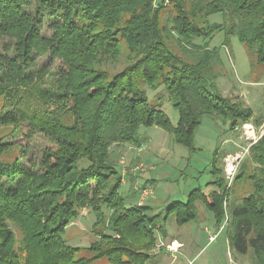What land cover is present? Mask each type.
I'll return each mask as SVG.
<instances>
[{
	"label": "trees",
	"instance_id": "trees-1",
	"mask_svg": "<svg viewBox=\"0 0 264 264\" xmlns=\"http://www.w3.org/2000/svg\"><path fill=\"white\" fill-rule=\"evenodd\" d=\"M216 15L222 22L210 21ZM220 33L224 46L239 40L252 67L264 66V0H0V128L26 125L52 145L37 167L21 158L24 148L0 161V264H155L157 233L165 237L171 219L200 222L199 203L218 231L229 221L230 250L264 264V135L250 148L255 166L244 162L235 178L248 192L229 207L236 192L217 150L206 184L215 188L192 189L164 214L127 205L112 154L142 146L141 128L158 127L191 157L204 118L230 131L251 123V108L214 92L223 64L209 42ZM46 56L60 67H37ZM161 87L176 124L153 104L162 94L149 97ZM4 140L0 156L11 151ZM83 211L95 216L94 238L74 247L64 236Z\"/></svg>",
	"mask_w": 264,
	"mask_h": 264
},
{
	"label": "rangeland",
	"instance_id": "rangeland-1",
	"mask_svg": "<svg viewBox=\"0 0 264 264\" xmlns=\"http://www.w3.org/2000/svg\"><path fill=\"white\" fill-rule=\"evenodd\" d=\"M165 18H167V16ZM210 21L212 23H220L222 22V17L216 15L211 17ZM44 32L51 35V32L48 31L47 28H45ZM223 42V33L218 34L209 42L211 48H217L219 50L223 64L222 66L217 65L214 67L215 79L213 78V80L216 84L214 92L218 95L241 101L244 105L252 109L254 117L251 123L237 128L236 131H230L228 126L218 124L209 118H204L203 123L196 134L195 140L196 146L199 150L191 157L186 148L176 144L173 141L172 136L162 129H159L158 127L141 128L140 135L143 143H145V137L150 135V140L148 141H152V147L155 150H158L159 146H163L166 142L165 147L169 150V153H165L164 159L153 156L151 159H147L144 164H139L138 169L142 170L140 172L143 173H140L141 177L139 176L137 181L140 185L147 183L145 178H150L151 176V172L148 173L149 169H147V164H151V170L155 167L153 172H156L158 175V186L156 188L155 197L164 199L169 195H173L171 204L177 201L185 202L188 193L194 188L200 187L205 192L208 191L207 188H213L211 186L206 187V184L213 179L210 173L212 170L213 156L216 150L217 154L221 156V161L218 166L224 169V177L227 187L228 189H233L231 192L232 194L236 192V194L229 197L228 207L232 202L236 201L237 198H241L248 192V189L243 186V183L235 184V178L244 162H247L249 169L255 166L251 165V161L249 160L250 148L264 135V66L252 67L246 48L237 38L231 39L229 47L224 46ZM195 43L203 45L204 41L196 40ZM2 48V43L0 41V50H2ZM176 51L180 53L178 49H176ZM48 60V56L39 58L37 60V67L47 65L52 71L57 70L60 67L61 63L59 61L50 62ZM125 65L126 61L123 57L120 59L119 63L109 65L108 67L112 72H117ZM149 92L150 99H156L158 95L162 94L160 99L153 101V104L162 108V110L167 113L172 123L176 124L178 113L170 105L169 96L165 93L164 89L161 87L160 90L154 93L151 91ZM1 104L2 101L0 99V113ZM0 135H5L4 142L9 144L11 150L0 156V161L3 162L12 161V157L20 153L21 148H24V154L21 158L24 159L28 167H37L42 160L45 149L52 146L51 143L41 134L30 136L29 127L26 125H23L13 133L12 128L10 127L0 128ZM164 136H167V138ZM117 148L119 149V147H114V149ZM124 152L125 150L123 152H118L117 155V151L112 150L113 159L115 160V157L120 158H117L115 162L118 164L117 170H122V181L126 176L127 168L126 158L123 156ZM83 161L85 162L86 160ZM230 163L234 164L237 169L236 175L231 183L227 178L226 172L230 170L227 166ZM120 165L122 166V169ZM131 184L132 183L128 181V184H126L124 188H121V194L125 198L127 197V205L129 204L130 199L129 193L133 194ZM153 191L154 189L152 192ZM144 196H147V194ZM198 206L200 216L202 217V214H205L204 207L200 203ZM165 209L166 206H162L161 208L151 211V214H157L160 212L164 214L166 211ZM207 214L210 216L209 213ZM95 220V216L92 212L83 211L78 220L67 229L64 236L67 243L74 247L90 245V241L94 238V235L91 233V226L95 223ZM159 224L161 223L159 222ZM197 224L198 223H190L184 227L174 225L172 230H174L176 234L181 232L189 233V229H196L198 226ZM214 224L215 221L212 215V220L205 221L203 228L211 227L212 234H214L218 231V228H213ZM228 225L229 221L226 220L222 226H220L218 233L214 235L216 239L218 235L221 234L217 243H211L208 245L203 257L195 264H252L248 259L249 256L236 255L230 250L226 232ZM213 229L216 230L214 231ZM203 238V243L205 245L208 243V234L205 236L203 235ZM185 240H190V237H185ZM168 249L177 252L179 250V245H177V242H173ZM231 255L233 258L230 257ZM91 264H109V262L106 259H103Z\"/></svg>",
	"mask_w": 264,
	"mask_h": 264
},
{
	"label": "crops",
	"instance_id": "crops-1",
	"mask_svg": "<svg viewBox=\"0 0 264 264\" xmlns=\"http://www.w3.org/2000/svg\"><path fill=\"white\" fill-rule=\"evenodd\" d=\"M164 137L167 138V136H164ZM148 140H150V135H147L145 137V143H143V145L140 147L121 146L119 147V149L118 148L114 149V151H117V155H118V152H123L125 150V152L123 153V156L126 158L127 168H126V176L123 180V184L121 188H124V186L128 184V181L132 183L131 186H132L133 194L129 193V198H130L129 204H128L129 206L130 205H147V206L152 207L154 210L157 208H161L162 206H166V209H167V207L171 204L173 195H169L164 199L155 197L156 188L158 186L157 184L158 175L156 172H153V169H155V167H153V169L151 170L152 168L151 164H147V169H149L148 173L151 172L150 178H145L147 183L140 185L137 181L139 176L141 177L140 171H142L138 169L139 164H144V162H146L147 159H151L153 156L164 159L165 153L166 154L169 153V150L165 147L166 142L164 143L163 146H159L158 150H155L152 147V141L149 142ZM117 158L118 157H115V160H117ZM120 167L122 169L121 165ZM151 188L154 189L153 192H152L153 189ZM147 189H150V190H147ZM207 190L209 189L207 188ZM145 194H147V196H144ZM204 213L205 214H202L201 221L198 222L197 224L198 225L197 228L189 229V233L181 232L179 234H176V232L172 230V227L174 225H177L174 219H171L168 222L167 235L165 237L161 235L160 232L157 233V236L159 237L158 243H157L156 248L152 251V254L154 255L153 260L155 264H195L203 257L204 252L205 250H207L206 248L208 245H210L211 243L212 244L217 243L221 234L218 235V237L213 242H210V237L216 235L217 232L212 234L211 227L203 228L205 221L212 220L211 213L207 212L205 209H204ZM207 213H209L210 216ZM160 225L161 224H159V226ZM213 228H217L216 224H214ZM213 230L215 231L216 229H213ZM207 234H208V243L204 245L203 235L205 236ZM185 237H190V240H185ZM173 242H177V245H179V250L177 252L170 251L168 249V247H170ZM230 257L233 258L232 255Z\"/></svg>",
	"mask_w": 264,
	"mask_h": 264
},
{
	"label": "built area",
	"instance_id": "built-area-1",
	"mask_svg": "<svg viewBox=\"0 0 264 264\" xmlns=\"http://www.w3.org/2000/svg\"><path fill=\"white\" fill-rule=\"evenodd\" d=\"M227 166L230 168L229 171H226V172H227V178H228V180H229L230 183H231V182L233 181L235 175H236V171H237V169H236V167L234 166V164H232V163L228 164ZM226 170H227V169H226ZM221 230H222V229H221ZM214 240H215V237H214V236L210 237V242H213Z\"/></svg>",
	"mask_w": 264,
	"mask_h": 264
}]
</instances>
